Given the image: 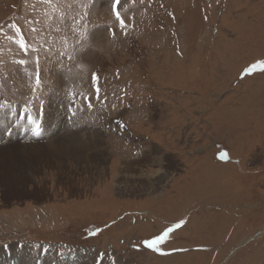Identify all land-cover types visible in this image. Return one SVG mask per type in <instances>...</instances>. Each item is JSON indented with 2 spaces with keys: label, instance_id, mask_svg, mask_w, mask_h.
I'll use <instances>...</instances> for the list:
<instances>
[{
  "label": "rangeland",
  "instance_id": "obj_1",
  "mask_svg": "<svg viewBox=\"0 0 264 264\" xmlns=\"http://www.w3.org/2000/svg\"><path fill=\"white\" fill-rule=\"evenodd\" d=\"M113 2L0 0V105L43 128L53 101L59 132L95 156L24 181L1 164L0 264L35 262L14 246L81 264H264V71L246 74L264 60V0H122L124 29ZM26 120L17 143L37 142ZM154 172L165 180L142 185ZM168 227L160 252L141 244Z\"/></svg>",
  "mask_w": 264,
  "mask_h": 264
},
{
  "label": "bare ground",
  "instance_id": "obj_2",
  "mask_svg": "<svg viewBox=\"0 0 264 264\" xmlns=\"http://www.w3.org/2000/svg\"><path fill=\"white\" fill-rule=\"evenodd\" d=\"M94 40H95V42H97V38H94ZM89 54L90 53L88 52L83 57L84 59H81L82 58L81 57L82 52H79L77 54V56H78V58H80V61H87V60H90ZM51 74L52 75L49 76V79H53L55 84L56 83H60V84L63 83L62 78H61L62 75L55 74V73L54 74L51 73ZM42 78H40V79H42ZM1 105H3V104L1 103ZM13 109H14V107H13ZM49 109L50 110L48 111L47 117L44 118V121H45L44 126H43V128L40 127V132L43 131V129H44V134L42 135L43 139L39 140L42 137L40 134L39 136H37V142L33 141L32 143L29 142L28 144H26L24 141L23 144H21V143L15 142V135H14L15 131L18 132V130L20 129V126L18 127L19 129L16 128V126L18 125V121H20V119L18 117L19 114H17L16 115L17 118H15V115H13V113H12V108H5V109L0 108V111H1L0 134H1V131L3 130L4 135L6 133H7V135H9L8 137L6 136L7 138L4 137V135L3 136L1 135L0 144L2 146H0V167H1L2 163H3L2 165H12L15 173L20 174L21 175L20 177L23 176L22 177L23 181L25 179L24 177L27 176L25 171H24L25 169H27V170L31 169L32 172L34 173V171H38L41 168H50V167L56 168L55 167V165H56V166H58L59 173H60L62 171V169H64L63 166L65 164V161L70 159V158L73 160V162H80L81 160H83L84 163L86 161H89V162L93 161V159L95 158L94 155H89V152H93L92 147L87 146V145H79L78 140L73 137L74 135L69 137V138H66V136H65L66 134H61L62 132H59L61 127H60V125L56 126V124H58V122H56L55 119H56V117H58L61 114L57 111V109H58L57 104L54 103L53 101L50 102L49 103ZM7 119H8V121H7ZM61 123H63V122H61ZM26 124L29 125L28 123H26ZM62 128H63V126H62ZM28 129H29V127H25L24 133L28 134L29 132H31L33 129V126L29 132H28ZM22 130L23 129L21 128V131ZM56 133H59V135H55ZM26 134L24 136L25 139L27 137ZM4 139L6 140V142H3ZM10 140L12 142H10ZM143 158H144V156H142L141 160L138 162H142V164H143V162H144ZM145 160H146V156H145ZM138 162H135L134 165H140V163H138ZM123 163L126 164V166L123 169H121V172H122V170H124V173L127 174V178L130 176L131 173H133V171H134L133 174L137 173V171L131 169V167L132 168L134 167V165H132V162H123ZM61 164H63V165H61ZM37 166H39L41 168H37ZM167 166H169V165L167 164ZM139 172H141V169L139 170ZM150 177H153L156 180L158 179L157 184L155 183L154 180L148 179L147 182H143L142 185H144V183H147L148 185H150L152 187H156L157 185H159V183H161L160 181H163L166 178V177H161L160 172L159 173L154 172V173H151L149 176H147V178H150ZM26 178H28V177H26ZM140 187H142V186L140 185ZM121 191L124 192V191H126V189L122 188ZM4 249L5 248L0 249V260H1L2 256L5 257L7 255V253L4 251ZM27 250H28V252L31 253L32 259L35 260V262H32L31 264H40L41 257H43V255L39 254V253H44V256H45V254H48L47 257H50L51 259H61L62 260L59 262H55L54 260H50V259H47L46 257H44L45 261L42 260L43 263L41 262V264H52V262H53V264H81L80 260L78 259L79 257L77 255H71L69 258H64V256L61 254L60 251H55L54 253H47L48 250L46 251L45 249L38 248V247L32 248L30 250L29 248H22V246L20 248L18 246H14V247L9 249V253L15 251V261H17L18 258H16V254L17 253L22 254L24 251H27ZM25 256H27V254H25ZM89 256L90 257L88 259H86L83 262V264L90 262V260H91V262L96 261V259H97L96 257H93L91 254H89ZM21 257H22V255H21ZM2 261H3V258H2ZM1 264H3V263H1Z\"/></svg>",
  "mask_w": 264,
  "mask_h": 264
},
{
  "label": "snow or ice",
  "instance_id": "obj_3",
  "mask_svg": "<svg viewBox=\"0 0 264 264\" xmlns=\"http://www.w3.org/2000/svg\"><path fill=\"white\" fill-rule=\"evenodd\" d=\"M121 2H122V0H114V2L112 4V11L115 14L116 20L119 22L121 28L124 29V28L127 27V25H126L124 19L121 17L120 12H119V7L121 6ZM33 30H35V29H33ZM125 34H127V33H125ZM113 35H115V33H113ZM89 39H91V37H89ZM78 43H79V41H78ZM20 47L24 51V54L27 55V52H28L27 44L22 42L20 44ZM67 59L71 60L72 57L69 55V56H67ZM19 63L25 64L26 61L21 60V61H19ZM36 63L39 64V57H37ZM257 67H259L262 71H264V60L258 61L256 64H252L249 67V69L246 70V74H251L252 72L255 71V69ZM36 80H37V84H39L40 83L39 73H37ZM92 81L94 83L98 82V75L96 73H92ZM96 92H97V97L96 98H97V100H99L100 97H99V88L98 87L96 88ZM84 99L89 100L87 107L88 108H91L92 107V104L90 102V99L88 97H84ZM7 107H8L7 104L0 105V108H7ZM25 113H27V120H28V122L30 124L34 125V127L32 129L33 134L35 136H39L41 134V132H40V126L36 122V118L31 115V113L29 112V110L27 108H25L24 109V112L20 114L19 119L20 120H23ZM73 115H74V113H73ZM117 127L118 128L119 127H122V122H117ZM219 159L220 160H227L228 159L227 153L221 152L219 154ZM237 163H239V161H237ZM182 224H183V221H181L180 223H177L175 225V228L181 227ZM175 228L168 227L165 230H163L162 233H160L158 235H155V236H153L150 239L143 240L141 242V244L144 247L148 248V249H152V250H154L156 252H160L161 249H160L159 245L162 244V243H164L167 240V238L169 237L170 233L173 232L175 230ZM95 234L96 233H93V235H95ZM134 247H136L137 250H139L140 245H135Z\"/></svg>",
  "mask_w": 264,
  "mask_h": 264
}]
</instances>
